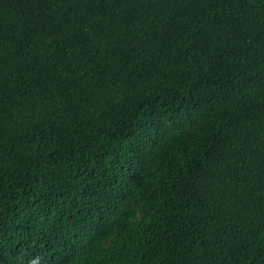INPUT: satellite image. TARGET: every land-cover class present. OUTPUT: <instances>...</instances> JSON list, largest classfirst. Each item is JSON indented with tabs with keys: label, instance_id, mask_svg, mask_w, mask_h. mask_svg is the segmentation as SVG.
Segmentation results:
<instances>
[{
	"label": "trees",
	"instance_id": "obj_1",
	"mask_svg": "<svg viewBox=\"0 0 264 264\" xmlns=\"http://www.w3.org/2000/svg\"><path fill=\"white\" fill-rule=\"evenodd\" d=\"M0 264H264V0H0Z\"/></svg>",
	"mask_w": 264,
	"mask_h": 264
}]
</instances>
